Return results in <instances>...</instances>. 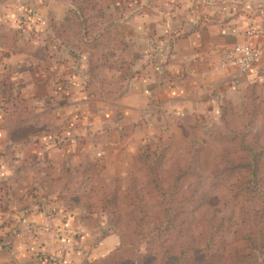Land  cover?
Returning <instances> with one entry per match:
<instances>
[{"label":"crops","instance_id":"crops-1","mask_svg":"<svg viewBox=\"0 0 264 264\" xmlns=\"http://www.w3.org/2000/svg\"><path fill=\"white\" fill-rule=\"evenodd\" d=\"M105 1L134 50V76L110 92L84 87L86 56L53 38L49 0H0V22L21 18L19 44L43 55L0 63V264L105 258L116 237L105 217L63 200L64 176L86 165L113 181L144 150L178 143L190 120L217 121L250 91L264 101V58L244 73L218 67L223 49L260 43L244 33L264 28V0Z\"/></svg>","mask_w":264,"mask_h":264},{"label":"trees","instance_id":"trees-1","mask_svg":"<svg viewBox=\"0 0 264 264\" xmlns=\"http://www.w3.org/2000/svg\"><path fill=\"white\" fill-rule=\"evenodd\" d=\"M65 1L66 3H61L58 0H49L47 26L51 29L53 38L59 41L68 54L86 56L84 87L96 83L102 92L115 90L120 83L134 76L133 46L122 33L119 17L110 11V6L105 0ZM20 37L19 32L16 34L11 30H0V63L3 58L15 53L32 54L36 57L42 55L39 51L32 53L26 46L19 45ZM229 105V103H224L219 109L221 122H223L225 113L229 111ZM244 105L247 109L256 106L259 110L260 105L264 106V101L260 100L256 93L250 91L245 96ZM200 122L194 120L193 125L188 124L189 126L183 130V136L195 127L194 124L199 125ZM182 145H187L186 149H183L187 163L183 166L175 162L170 166L171 170L176 169V172H171L173 183L170 185H164L165 182L161 181L160 176L156 174V166L164 161L163 153L165 152V149H161L159 153L157 150L160 145H158L153 151L144 150L135 157L136 167L132 174L142 179L145 177L147 182L144 193H140V190L135 187V179L129 178L135 184L134 186L126 185L123 188L116 186L120 180L105 184L97 180L98 175L89 166L83 165L60 180L59 195H63L64 201L70 204L75 203L76 207H84L87 210L91 207L98 208L100 217H105L112 228L122 226L124 234L121 242L131 248L129 251L131 254H134L139 239L146 240V244L150 246L151 260L157 259L164 264H182L181 257H186L187 262H192V264H205L203 261L206 258L216 255L221 259V252L219 250L212 252L210 248L215 239H218L217 234L228 230L233 220L226 219L220 211L207 203L209 197L207 190L201 185V175L196 172L199 170L197 161L200 159L203 143L186 139L184 136ZM245 151L247 156L243 159L244 165L225 171L228 175L239 178L234 182L228 181L227 193L232 198L243 195L252 200L259 195V200L263 199L264 172L261 174L258 169L264 150L260 149L257 153H253L251 148H245ZM236 169L245 171L246 175H240ZM191 170H195V174L191 173ZM225 172L223 171V174ZM259 173L263 175V178L259 177ZM186 181L191 182L192 188L184 189L180 186L181 182ZM69 184H72L73 191ZM97 184L98 186L105 184V186L98 187ZM112 185L114 189L110 190L111 193L97 200V204L94 203V194L98 195L102 187ZM238 210L245 216L239 217V221L235 224L232 244H227L222 248V251L227 254L226 257L232 258L233 256L234 264L246 263L251 259L248 255L251 250L261 252L264 247L263 242L256 243L255 239L249 236L246 238L249 240L239 247L242 254L237 249V252H230L228 247L242 242L236 236L243 229L242 226H245V232L249 234L257 228L254 220L262 218L260 213H264L256 207L255 202L248 205L242 203ZM174 234L178 237L187 234V238L195 243L190 242L194 247L191 249L187 247L185 252L180 251L184 253L183 256L170 255V247L166 243L167 239L174 238ZM130 236L137 240L131 241ZM162 238L166 239L162 241ZM198 239H201V242L196 244ZM190 251L193 252L192 255H189ZM245 251L249 253L244 255ZM251 254L254 255V253ZM200 257L202 260L196 262ZM112 264H122V262L117 260Z\"/></svg>","mask_w":264,"mask_h":264},{"label":"rangeland","instance_id":"rangeland-1","mask_svg":"<svg viewBox=\"0 0 264 264\" xmlns=\"http://www.w3.org/2000/svg\"><path fill=\"white\" fill-rule=\"evenodd\" d=\"M14 15L3 16V18L5 19L2 20L3 23L0 22V30H11L13 31V33H18L19 30L12 29V27H17L18 21L21 18H18L17 15ZM22 37L23 36L21 35L20 38ZM23 41H25V39ZM219 115L217 121H210L208 119L201 118V122L199 123V125L194 124L195 127H192L190 130H188L184 136L186 139H191L192 141L196 140L200 143H203V150L200 152V159L197 161L199 170L196 172L198 173V175H201V185H203L205 190H207L209 196L207 203L217 209V211H220L222 213L221 215H224L226 219L233 220V224L232 226H229L230 228H228V230L219 232L217 234L216 237H218V239H215L210 248V251L212 252L219 250L222 254V258L219 259V256L217 255L215 257L211 256L210 258H206L203 263L234 264L233 256L232 258L226 257L227 254L222 251V248L226 247L227 244H232V242L234 241L233 234L235 224L239 221V217L242 218L243 216H245L242 215L238 209L240 208V205L242 203L248 205L251 202H255L256 207L264 211V198L259 200V195L252 198V200L251 198H246L243 195H237L235 198H232L230 194L228 195L227 193L228 181L234 182V180H238L239 178L238 176L232 177L225 171L237 166L244 165L243 159H245V157L247 156L245 148H251L253 150V153H257L260 149L264 150V106L260 105L259 110L256 106L253 108L249 107V109H247V106L245 107L244 105V101H242V103H239L238 106L229 105V111L225 113L223 122L219 120ZM189 124L193 125V120H190ZM184 136L182 135L181 140L176 144L171 143L158 146V149L160 151H157L159 153L162 151L161 149H165V152L163 153L164 161L156 166V174L160 176L161 181L163 180V182H165L164 185H170L173 183V176L171 172H176V169H170V166H172L173 163L177 162L176 164L183 166H185L187 163V159H185V151L183 150L186 149L187 145H182ZM148 152L151 151L148 150ZM135 167L136 163L134 159V164L132 165V168L127 172V174L113 181L120 180L116 184V186H119L120 188H123L126 185L134 186L136 184L135 187L137 188V190H140V193H144L146 190L147 181L145 177L142 179V177H139L138 175L134 176V174H132ZM236 170V172H239L240 175H246L245 171L238 169ZM258 170L260 171V173L264 172V152L263 158L261 160V165ZM223 171L225 172L224 174ZM190 172L195 174V170H191ZM260 173L259 177L263 178V175H261L263 173ZM129 178L132 180L135 179V184L132 183ZM136 178L138 180H136ZM191 179H193V177H191ZM97 180L102 181L105 184L112 182H106L99 176ZM105 184H100L99 186L97 184L96 186L101 187L102 185L105 186ZM113 186L114 185L106 186V188L102 187V190H100V193L98 195H96L95 193L93 197L94 203L97 204V200L101 199V197L105 196L106 194L108 196L111 193L110 190L114 189ZM180 186L184 189H186V187L192 188L191 182L187 181L181 182ZM73 189L74 188L72 187L71 191H73ZM74 204L75 203H71L73 209H83L90 213H93L94 215H96L94 216L95 220H98L97 217L101 215L99 209L96 207H91L89 210H87L84 207H76ZM260 215L262 218L259 217L254 220L257 223V228H254L255 230L251 231L249 234H246L245 226H242L243 229L241 230V232L236 234L237 238L239 240H242V242L241 244L235 243V245H232L233 247H228L231 253L235 251L237 252V250L239 251V247L244 245V243L249 240L246 239L249 236H252L253 239H255L256 243H264V213L261 212ZM91 224H93V222H91ZM109 227L111 235H114L116 237L118 245L109 253L111 254L110 256L108 254L105 258L91 264H112L117 260H121L122 264H164L157 259L151 260L152 250L150 246L146 244V240L138 239L139 242L137 243V248L134 254H131L129 252L131 248L123 245L121 242L123 239L124 228L122 226H120V228H112L110 225ZM187 236L188 235L186 234L185 236L178 237L177 234H174V238L167 239L168 242L166 243V245L170 247V255L180 257L184 255V253H181L180 251L185 252L187 247H190L189 249L194 247V245H191L190 243L192 242V240H189ZM130 237L131 241L136 239L133 236ZM165 239L166 238H162V241H164ZM120 242L121 245L119 244ZM200 242L201 239H198V241H196V244ZM255 251L258 250H251L250 254H248L249 256H251V259L247 260L246 263L242 262L241 264H264V247L262 248L261 252ZM239 252L242 254V251ZM191 253L193 252L190 251L189 255ZM247 253L249 252L245 251L244 255ZM251 253H254V255H252ZM181 259L182 264H192V262H187L186 257H181ZM201 260L202 258L200 257L196 262H199Z\"/></svg>","mask_w":264,"mask_h":264},{"label":"built area","instance_id":"built-area-1","mask_svg":"<svg viewBox=\"0 0 264 264\" xmlns=\"http://www.w3.org/2000/svg\"><path fill=\"white\" fill-rule=\"evenodd\" d=\"M246 38H260L259 44L251 41L236 44L223 49L219 54L218 67L232 68L242 73L250 70L260 59L264 58V28H249L245 31Z\"/></svg>","mask_w":264,"mask_h":264}]
</instances>
